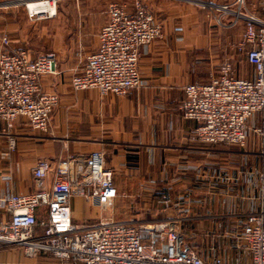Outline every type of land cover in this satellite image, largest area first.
<instances>
[{
	"label": "crops",
	"instance_id": "obj_1",
	"mask_svg": "<svg viewBox=\"0 0 264 264\" xmlns=\"http://www.w3.org/2000/svg\"><path fill=\"white\" fill-rule=\"evenodd\" d=\"M133 1L112 2L132 11ZM140 1L162 30L161 39L140 47L142 87L124 96L101 95L96 90L75 93L70 78L80 72L82 65L62 64L57 57L58 74L40 79L42 91L58 96L48 131L33 130L18 119L10 130L15 141L10 151L0 127V198L10 193L33 194L38 184L32 171L40 160L54 167L71 156L101 152L106 167L114 173L118 194L108 213L113 220H176L184 242L205 263L220 258L248 264L250 252L242 239L245 218L264 209L260 190L264 155L255 132L264 131V111L248 119L243 148L195 141V123L184 120L180 113L185 85L208 83L220 76L225 64L230 65L233 77L254 79V67L234 48L243 27L215 26L208 10L193 0ZM252 1L247 0V8L254 12ZM5 8L4 5L0 10ZM106 19L105 16L98 25L86 21L82 26L84 37L88 25L95 33L91 53ZM7 20L8 13H0V38L6 35L12 47L23 49L17 45L14 25ZM81 38L80 33L78 40ZM39 55L31 53L32 58ZM50 183L49 176L43 186L48 188ZM165 199L168 203H164ZM70 205L74 225L85 227L103 217L99 208L88 205L81 197H73ZM36 217L45 218V208L37 209ZM8 220L9 215L0 207V222ZM42 232L41 228L35 230L36 235ZM0 264L61 263L49 254L29 258L20 249L10 247L0 249Z\"/></svg>",
	"mask_w": 264,
	"mask_h": 264
},
{
	"label": "built area",
	"instance_id": "obj_2",
	"mask_svg": "<svg viewBox=\"0 0 264 264\" xmlns=\"http://www.w3.org/2000/svg\"><path fill=\"white\" fill-rule=\"evenodd\" d=\"M34 1L51 6V12L43 13L51 18L60 0ZM205 6L215 26L230 29L242 25L241 39L234 48L254 67L255 76L253 80L235 78L230 65L225 64L220 76L208 83L185 85L181 117L195 123V141L243 148L248 119L264 111V16L250 11L247 0ZM26 8L30 17L38 15ZM106 18L95 51L85 57L80 72L70 78L75 93L96 90L101 95L124 96L142 87L139 50L162 38L161 24L140 0L133 1L132 11L119 3H109ZM58 71L54 53L32 58L29 49L12 47L6 35L0 38V127L10 151L15 148L10 130L18 119L33 130L48 131L58 96L42 91L40 79L55 76ZM255 132L264 155V131ZM32 175L38 184L33 194L10 193L0 198V207L9 215L8 221L0 222V249L16 247L29 258L49 254L61 264H236L220 258L205 263L184 242L176 220L124 222L103 216L85 227L74 225L70 205L73 197H81L107 213L118 196L114 173L106 167L101 152L71 156L54 167L40 160ZM49 176L51 183L45 188L43 182ZM260 190L263 198L264 176L260 177ZM39 208H45L46 217L38 220ZM37 228L43 230L41 235H36ZM242 239L250 252L248 264H264L263 208L245 218Z\"/></svg>",
	"mask_w": 264,
	"mask_h": 264
},
{
	"label": "rangeland",
	"instance_id": "obj_3",
	"mask_svg": "<svg viewBox=\"0 0 264 264\" xmlns=\"http://www.w3.org/2000/svg\"><path fill=\"white\" fill-rule=\"evenodd\" d=\"M112 1L119 0H60L56 6L55 17L44 20L43 14L30 17L24 1L3 0L0 7L5 5L6 8L0 10V13H8L10 20H7V23L14 25L13 30L19 41L17 45H21V48L29 49L34 55L54 53L62 64L76 63L81 66L85 57L91 54L96 41L95 33L90 32V25L85 30L87 32L85 37L81 32L82 26L86 21L88 23L91 21L94 25L102 23L106 16L105 7ZM193 1L207 10L205 5L208 3L219 4L231 0ZM250 3L254 5V12L263 17L262 0H253ZM80 33L81 41L78 40ZM81 45H85L84 48ZM250 133L253 134L252 131ZM108 213H103V216H108Z\"/></svg>",
	"mask_w": 264,
	"mask_h": 264
},
{
	"label": "bare ground",
	"instance_id": "obj_4",
	"mask_svg": "<svg viewBox=\"0 0 264 264\" xmlns=\"http://www.w3.org/2000/svg\"><path fill=\"white\" fill-rule=\"evenodd\" d=\"M24 5H27V7L31 10L34 11L35 13L41 15L45 13L46 11H52V7H47L45 6L46 4L43 3H35L34 0H27L24 2Z\"/></svg>",
	"mask_w": 264,
	"mask_h": 264
}]
</instances>
